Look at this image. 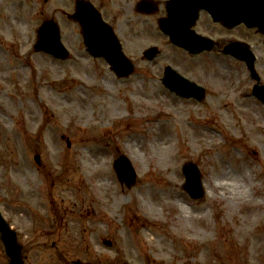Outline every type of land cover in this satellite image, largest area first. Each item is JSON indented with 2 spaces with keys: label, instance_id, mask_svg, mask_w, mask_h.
Segmentation results:
<instances>
[{
  "label": "rangeland",
  "instance_id": "1",
  "mask_svg": "<svg viewBox=\"0 0 264 264\" xmlns=\"http://www.w3.org/2000/svg\"><path fill=\"white\" fill-rule=\"evenodd\" d=\"M75 2L0 0V210L19 232L26 264H264V105L251 94L257 83L247 67L222 56L195 59L188 76L204 80L206 99L178 98L161 79L168 64L189 68L186 57L165 46L163 34L148 26L144 35H135L140 39L136 48L157 43L165 53L161 70L156 73L157 66L141 58L133 76L119 79L86 52L80 28L69 18ZM50 19L60 25L71 52L66 61L34 52L38 30ZM254 51L264 75V45ZM70 106L74 110L68 112ZM112 106L122 109L123 119L109 117L100 123V115L112 112ZM250 106L259 114L252 124L246 122ZM77 108L83 111L81 120ZM172 121L173 148L164 157L167 167L158 169L154 159L159 151L148 152L145 138L159 137ZM182 123L200 134H182ZM50 139L58 144L56 160ZM127 142L140 147L138 161L124 149ZM102 148L110 154L104 164L96 162V151ZM36 154L41 155L40 165ZM120 155L137 175L131 188L114 170ZM218 155L236 177L240 164L250 165L247 177L224 181L238 196L250 195V201L258 202L261 215L250 226L243 225L249 204L222 202L210 189L220 175ZM188 162L202 174L206 194L200 200L191 199L183 188L182 167ZM100 182L104 187L98 189ZM36 185L42 193L40 206L31 201ZM147 188L179 195L188 212L201 218L182 228L170 196L157 215L148 214L140 204ZM125 235L133 246L122 242ZM0 264H8L1 241Z\"/></svg>",
  "mask_w": 264,
  "mask_h": 264
},
{
  "label": "water",
  "instance_id": "2",
  "mask_svg": "<svg viewBox=\"0 0 264 264\" xmlns=\"http://www.w3.org/2000/svg\"><path fill=\"white\" fill-rule=\"evenodd\" d=\"M244 16L228 17L223 19L219 15L220 12H214L216 19H223L226 23L229 21L231 24L239 22H245L249 26H261V22L264 18V0H244ZM77 21L80 22L86 40L88 50L94 56H103L111 64L116 67L113 70L120 77H127L133 73L132 64L121 53L120 48L116 51H111L110 56L108 50L99 49L96 53L95 45V11L93 7L85 4L84 2H78L77 4ZM191 19L182 20H170L164 21L161 25L162 30L170 35L173 42L178 43L186 49L192 51L194 46V40L192 35H187L185 30H189L188 23ZM178 23L179 26L174 25ZM229 23V24H230ZM175 28H181L183 30L176 31ZM264 32V28L262 29ZM100 35L102 38L108 37L106 30L101 29ZM213 44L208 49H212ZM37 50L51 53L55 57L66 59L68 57V51L65 49L61 42L59 26L53 22H46L40 29L39 40L37 44ZM226 53L235 55L237 58L247 62L250 69H254L255 56L248 48L238 50L237 47H229L226 49ZM180 78V79H179ZM179 78L173 73L167 71L164 79L165 84L171 91L178 93L184 97H196L198 100H202L204 97V89L198 87L195 84L188 82L187 80ZM261 99L264 100V88H256L254 91ZM39 162V161H38ZM115 169L121 182H125L128 186H132L136 181V174L131 167V164L125 157H121L115 162ZM184 172L187 176V183L185 188L193 198H202L203 190L201 186V173L197 166L187 164L184 167ZM0 233L4 242L6 253L10 259V264H24L22 260V247L18 244L17 233L10 229V225L5 221L0 213ZM109 245V243H107Z\"/></svg>",
  "mask_w": 264,
  "mask_h": 264
},
{
  "label": "flooded vegetation",
  "instance_id": "3",
  "mask_svg": "<svg viewBox=\"0 0 264 264\" xmlns=\"http://www.w3.org/2000/svg\"><path fill=\"white\" fill-rule=\"evenodd\" d=\"M207 1L210 7L198 9V19L193 29L200 39L207 37L215 41V53H220L223 47L234 43L247 42L255 47L264 45V35L258 31V28H248L244 23L226 27L213 20L212 14L216 11L220 12L222 18L238 15L243 9V0ZM171 4H173L172 11H176L173 17L185 18L186 14L192 12L191 7L181 6L173 0H95L94 2L102 19L112 26L123 49L137 64L140 62L139 55L142 60H146L142 55L145 43L142 47L136 48L140 39L135 35H144L148 26L155 29L160 21L172 17ZM211 53H202L200 56L206 58Z\"/></svg>",
  "mask_w": 264,
  "mask_h": 264
},
{
  "label": "bare ground",
  "instance_id": "4",
  "mask_svg": "<svg viewBox=\"0 0 264 264\" xmlns=\"http://www.w3.org/2000/svg\"><path fill=\"white\" fill-rule=\"evenodd\" d=\"M227 72L224 70H221V74H226ZM77 87V86H75ZM74 87V88H75ZM66 98V97H65ZM70 98H72V96L68 97V100H70ZM73 99V98H72ZM45 105L47 106V108H50V105L45 103ZM67 109H69L68 112H71V110H74V107L70 106ZM249 110L247 112L248 116L246 118V122L250 123L251 119L254 117L259 116L258 111L256 110V108L254 106H250L248 108ZM60 111H62L61 109H59ZM77 111H79L81 113V116L78 118V120L82 119L83 111L79 110L77 108ZM123 114L124 112L122 111V109H118L117 106H112V112L110 110H107V112L104 114L100 115V123L104 124L105 121L108 120V118H113L116 119L118 121H121L123 119ZM246 116V115H245ZM249 119V120H248ZM64 120V119H62ZM174 123V121L172 122H168L167 124H165V128L161 129V133H160V138L158 136H151L149 138H145L146 142H147V148L149 149L148 152L151 151L153 153H156L159 151V155L157 156V159L152 158V153L150 154V158H148V160L151 161V163L153 164V160L154 159V166L158 169H162V167H167V165H164V157L166 158V156L170 153V149L173 148V131L171 130V126ZM247 123V131L250 133V127L248 126ZM26 125L28 126V124L26 123ZM103 127V126H102ZM50 129L52 131H54L53 127H50ZM197 128L189 125V124H184L182 123V127L180 132H182V134H184L186 132V130L188 131V133L192 136V138L197 137L200 133L198 130H195ZM200 132H202V134L210 136L211 137V133H206V130H203L202 128H199ZM206 131V132H203ZM252 140H254L252 138ZM124 149L128 150L132 157L134 159H136V161H138L141 157L139 155L140 153V147L137 145H134V143H125L124 144ZM51 151H52V157L54 160L57 159L58 156V144L56 142H54L52 139H50V144H49ZM108 151V150H107ZM110 156V154L108 152H106V149H100L98 151H96V162L99 163V161H101V163H105V160L107 159V157ZM218 157L220 158L218 160V166H219V172L220 175L217 178V181L212 184L210 186V189L213 192V195L215 196V198L219 199L220 201H236V202H241L245 204H249L250 208L248 211H246L245 213V218H243V225H245V227L250 226L251 223L257 221L260 217V210H259V206H258V202L255 200V203L253 201H250L249 199H243L240 195L238 196V191L235 189H231L230 185L228 182H224L225 180H231V179H235V178H244L247 177V173H248V169H249V164L246 163L247 165H243L245 162H243L242 164H240V170L238 171V176L236 177V174L230 170V169H226L225 168V160L223 158H221L220 155H218ZM224 160V161H223ZM223 161V162H222ZM84 163L85 165H91V162L89 159H84ZM96 164V167L101 165V164ZM254 166V165H253ZM247 167V169H246ZM164 168V169H165ZM253 168V167H251ZM250 171V170H249ZM173 176H175V174H173ZM85 180V179H83ZM104 183L100 182L97 186L98 189H100V187L103 186ZM37 187L34 186L35 190H33L31 193V201L33 200L34 204L37 206H40L42 204L41 201V189L39 188V185H36ZM104 187V186H103ZM39 188V189H38ZM208 193V191H207ZM166 196H170L171 198H174V205H176L178 213L175 215V218L177 220V224L180 225L182 228H187L188 227V222H193L196 219H199V217H196L193 212L189 213L188 212V207L184 204V200L182 197H180L179 195H174L171 194L169 192H158V191H154L152 188H147L144 191V195L140 196V204L141 207L145 210H147L148 214L150 215H157L158 214V207L167 204L168 200L166 198ZM156 198H158L159 200H156ZM116 200H119L118 198ZM34 208H37L36 206ZM113 208H110L109 210L111 211ZM201 218V217H200ZM154 239L152 240V242L154 243ZM122 242H124L125 244H131V241H129L128 237L125 235L124 237H122ZM262 242V241H261ZM260 242V243H261ZM133 243V242H132ZM133 246V245H132ZM162 248H166L165 245H162Z\"/></svg>",
  "mask_w": 264,
  "mask_h": 264
}]
</instances>
